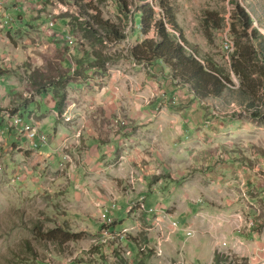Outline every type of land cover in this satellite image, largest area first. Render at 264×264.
<instances>
[{
	"label": "rangeland",
	"instance_id": "1",
	"mask_svg": "<svg viewBox=\"0 0 264 264\" xmlns=\"http://www.w3.org/2000/svg\"><path fill=\"white\" fill-rule=\"evenodd\" d=\"M71 1L0 0V264H213L217 253L264 264V74L258 117L214 107L165 65L128 54L153 36L143 9L158 18V0H128L135 22L115 0H78L125 34L111 44L84 31ZM166 1L185 39L238 87L230 29L241 0ZM249 69L264 71L255 58ZM15 118L46 143L20 140ZM35 222L80 239L54 252Z\"/></svg>",
	"mask_w": 264,
	"mask_h": 264
},
{
	"label": "trees",
	"instance_id": "2",
	"mask_svg": "<svg viewBox=\"0 0 264 264\" xmlns=\"http://www.w3.org/2000/svg\"><path fill=\"white\" fill-rule=\"evenodd\" d=\"M71 2L78 13L86 19L83 21V29L90 36L110 44L125 40V34L115 24L103 20L95 13H86L84 6L78 0ZM115 2L119 13H125L126 17L128 14L131 15V21L135 22V13L130 11L128 0H115ZM241 2L243 5L235 3V21L230 29L231 34L237 38L234 43L231 69L238 78V87L211 57L185 39L177 26L174 10L166 0H158L161 9L158 18L155 17L156 13L152 5L144 7V14L147 16L145 25L152 29L154 34L151 38L142 39L128 54L134 61H146L150 66L156 62L165 65L174 79L178 78L188 85L199 99L212 103L214 107L220 105L227 108L234 104L256 118L263 108L257 99L261 85L260 79L256 76L264 74V71H251L249 65L255 58L261 62L264 70V4L261 0H241ZM204 23L219 30L221 19L216 17L215 13L209 12L206 13ZM236 23L239 25V30L235 28ZM164 25H168L170 31L165 32ZM159 27L162 28L158 30ZM4 74V69L0 67V76ZM57 104H60V101ZM33 236L39 244L43 243V246L50 244L54 252H62L69 242L80 239L79 233L71 232L65 225H56L52 229L42 228L39 222H35ZM127 237L136 245L134 238L130 235ZM21 248L37 259L35 249L27 240H23ZM226 260L223 254L217 253L214 255L213 264H225ZM5 262L10 264L8 259H5Z\"/></svg>",
	"mask_w": 264,
	"mask_h": 264
},
{
	"label": "built area",
	"instance_id": "3",
	"mask_svg": "<svg viewBox=\"0 0 264 264\" xmlns=\"http://www.w3.org/2000/svg\"><path fill=\"white\" fill-rule=\"evenodd\" d=\"M21 124H28V130L27 131H20L21 130ZM2 128L4 131L6 130V123L3 124ZM4 131H2L4 133ZM19 136V139H32L33 145L38 148L39 146H42L43 143H46L45 137H42L40 135V132L38 130H34V126L30 125L29 123H25L22 118H15V130L14 135Z\"/></svg>",
	"mask_w": 264,
	"mask_h": 264
},
{
	"label": "bare ground",
	"instance_id": "4",
	"mask_svg": "<svg viewBox=\"0 0 264 264\" xmlns=\"http://www.w3.org/2000/svg\"><path fill=\"white\" fill-rule=\"evenodd\" d=\"M23 120V119H22ZM34 130H35V127H34ZM38 132H40V131H38ZM40 135L43 137V135L40 133Z\"/></svg>",
	"mask_w": 264,
	"mask_h": 264
}]
</instances>
